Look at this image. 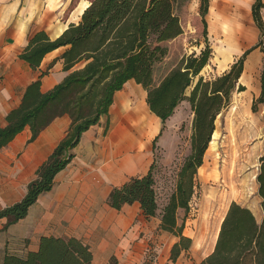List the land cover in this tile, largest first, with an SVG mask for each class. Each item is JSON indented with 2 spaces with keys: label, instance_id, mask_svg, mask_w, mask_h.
I'll use <instances>...</instances> for the list:
<instances>
[{
  "label": "trees",
  "instance_id": "trees-1",
  "mask_svg": "<svg viewBox=\"0 0 264 264\" xmlns=\"http://www.w3.org/2000/svg\"><path fill=\"white\" fill-rule=\"evenodd\" d=\"M191 0H91L77 24L52 40L45 32L31 37L21 58L37 68L45 55L65 48L60 58L64 62L65 79L48 93L41 91V79L31 83L21 103L12 109L7 125L0 127V149L6 147L27 126L32 140L58 117L67 115L71 126L53 153L37 169L36 178L27 187L20 201L0 210V219L8 226L24 219L39 196L53 188L55 177L74 159V150L83 134L106 120L109 127L110 109L115 94L131 80L147 91V105L164 125L179 105L188 101L193 111L191 152L185 159L176 187L162 212L160 229L178 237L171 250V261H177L191 247V239L183 235L184 225L178 213L190 211L196 193V178L205 153L216 132L217 117L229 107L234 92L245 91L240 82L247 56L263 44V0L252 5V15L260 30L261 41L236 59L225 72L206 80L201 72L209 64L212 49L208 42L207 15L210 0H199V13L193 16L197 35L205 41L200 53L183 51L182 38L188 33ZM192 36L190 40H192ZM196 44L200 47V41ZM191 89L190 94L187 90ZM257 102L264 103V70L261 94ZM229 160L224 162L223 183L232 185L233 137L228 126ZM153 141V152L156 141ZM257 175L258 194L262 198L263 219L258 222L253 211L233 202L222 218L213 252L200 264H264V155ZM155 159L147 174L130 178L115 187L108 198L109 205L121 210L124 205L139 203L147 218L157 217L159 210L154 170ZM232 191V187H230ZM93 254L87 244L77 238L43 236L36 251L26 256L7 254L2 264H91Z\"/></svg>",
  "mask_w": 264,
  "mask_h": 264
},
{
  "label": "crops",
  "instance_id": "crops-1",
  "mask_svg": "<svg viewBox=\"0 0 264 264\" xmlns=\"http://www.w3.org/2000/svg\"><path fill=\"white\" fill-rule=\"evenodd\" d=\"M237 1L240 8L241 5L250 7L253 18L252 5L256 0ZM85 2L90 3L87 0H0V127L7 125L8 113L21 103L31 83L41 79V91L48 93L65 79L68 72L64 71L60 58L65 48L47 53L37 68L23 60L21 54L37 33L45 32L54 40L70 24H77L87 7L86 3L83 8ZM261 13L264 20V7ZM220 51L232 53L231 49ZM139 91L134 80L127 82L115 94L112 107L117 99L125 97L146 100L147 95ZM128 93L135 96H121ZM104 121L83 134L72 162L57 174L53 188L39 196L24 219L6 229L7 219H0V264L7 254L24 257L36 251L43 236L80 239L93 254L91 264H184L181 256L171 261V250L178 237L169 243H163V236L153 237L154 227L159 229L158 233H166L159 227L160 219H147L137 202L124 205L121 210L109 205L108 198L115 187L148 173L153 163L148 145L151 140L144 149L143 146L152 135L136 143L132 134L117 130L114 116L106 132ZM70 126L69 116L58 117L33 140L31 128L27 126L0 149V210L25 197L37 169L65 138ZM243 206L253 211L250 205ZM255 217L262 221L263 211H258ZM152 249L156 257L149 261Z\"/></svg>",
  "mask_w": 264,
  "mask_h": 264
},
{
  "label": "rangeland",
  "instance_id": "rangeland-1",
  "mask_svg": "<svg viewBox=\"0 0 264 264\" xmlns=\"http://www.w3.org/2000/svg\"><path fill=\"white\" fill-rule=\"evenodd\" d=\"M85 5L86 2L83 8ZM199 6V0H191L187 7L188 33L182 38L183 51L187 53H200V50L205 47V41L197 35V29L193 25V16L199 13ZM211 7L207 22L212 60L201 73L206 80L221 74L226 65L240 58L261 41V33L251 16L250 7L241 5L240 8L237 0H210ZM238 8L241 10L235 11ZM191 35H193L192 40H190ZM262 39L263 44L246 59V72L242 79L246 90L234 92L229 107L217 117L216 132L205 153L203 165L197 173V188L190 211L185 213L180 210L178 213V222L184 225L183 235L191 239L190 249L183 251L180 255L184 264H200L213 252L222 218L233 202L250 205L256 215L262 210V198L258 194L257 182L260 159L264 155V103L257 102L261 94V75L264 70V37ZM197 40L200 41V47L196 44ZM221 49L223 51L231 49L232 53L231 55L225 51L221 53ZM134 83L142 92L137 93L146 96L147 91L143 85L136 81ZM191 89L187 90L188 95ZM144 100L138 98L132 101L135 103ZM147 110L150 112L148 107ZM150 115L153 116L152 113ZM113 116V112L110 113V126ZM193 116L188 101L182 102L164 125L157 118L158 131L147 139L143 146L144 149L151 140L148 144L149 152L152 153L151 159L154 161L156 156L157 161L154 170L159 206L156 221L160 219V213L175 190L179 171L191 152ZM229 124L230 132L234 136L233 167L230 168L232 185L223 183L224 179L221 178L224 162L229 160V154L227 155ZM154 135L159 137L156 141V150L152 152V144L156 138V136L153 138ZM258 222L261 221L258 220ZM152 232L153 237L163 236V243H169L175 237L170 233H158L159 229L155 227ZM155 257V251L150 250L149 261H154Z\"/></svg>",
  "mask_w": 264,
  "mask_h": 264
},
{
  "label": "bare ground",
  "instance_id": "bare-ground-1",
  "mask_svg": "<svg viewBox=\"0 0 264 264\" xmlns=\"http://www.w3.org/2000/svg\"><path fill=\"white\" fill-rule=\"evenodd\" d=\"M121 96H134V93ZM132 100L130 97H125L123 100L117 99L112 112L118 125L117 130L119 132L126 130L128 134H132L136 143H142L145 137L153 135L158 130V117L149 114L145 100L135 103Z\"/></svg>",
  "mask_w": 264,
  "mask_h": 264
}]
</instances>
